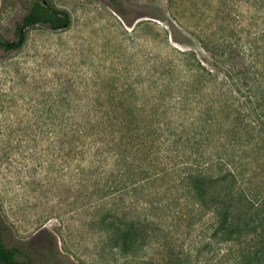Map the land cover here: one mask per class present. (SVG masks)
Wrapping results in <instances>:
<instances>
[{"label": "rangeland", "instance_id": "374dc122", "mask_svg": "<svg viewBox=\"0 0 264 264\" xmlns=\"http://www.w3.org/2000/svg\"><path fill=\"white\" fill-rule=\"evenodd\" d=\"M37 1L0 0V40H15L17 25ZM218 1L229 25L213 17ZM46 3L70 15L68 28L36 25L20 49L0 48V220L6 245L40 264H244L264 245V233L238 243L214 237L211 216L192 213L172 185L109 193L85 185L80 163L64 155L60 126L99 105H142L156 113L154 122L169 118L174 97L161 98L158 88L164 64L177 58L180 45L173 39L200 51V32H238V0ZM238 155L241 188L264 209V151ZM104 215H115L124 227L131 219L140 222L145 241L136 256L112 245L111 231L98 222Z\"/></svg>", "mask_w": 264, "mask_h": 264}, {"label": "trees", "instance_id": "16d2710c", "mask_svg": "<svg viewBox=\"0 0 264 264\" xmlns=\"http://www.w3.org/2000/svg\"><path fill=\"white\" fill-rule=\"evenodd\" d=\"M212 11L229 25L222 1ZM70 23L66 11L38 0L17 25L15 40H0V48L20 49L36 25L64 30ZM223 30L200 32V51L173 39L177 58L164 64L158 88L161 98L174 97L169 118L154 122L156 113L136 104L87 107L82 119L60 123L61 144L65 157L80 163L85 185L106 193L172 185L192 213L211 216L214 237L238 243L264 233L262 204L241 188L238 172V154L264 151V0H238V32L228 37ZM113 216H100L99 225L111 231L117 250L136 256L145 229L134 219L124 227ZM4 232L0 220V264H40L7 246ZM244 264H264V245Z\"/></svg>", "mask_w": 264, "mask_h": 264}]
</instances>
